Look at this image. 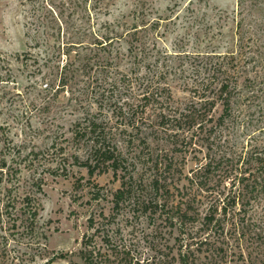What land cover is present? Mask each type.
Returning <instances> with one entry per match:
<instances>
[{
    "label": "rangeland",
    "instance_id": "rangeland-1",
    "mask_svg": "<svg viewBox=\"0 0 264 264\" xmlns=\"http://www.w3.org/2000/svg\"><path fill=\"white\" fill-rule=\"evenodd\" d=\"M139 8L149 20L162 18L147 33L144 62L137 66L129 56H117V50L128 53L124 38L106 48L76 47L73 67L87 59L94 67L107 65L98 69L105 79L115 78L118 69L142 75L162 70L175 100L183 101L191 66L174 51L214 47L238 63L237 126L231 139L237 149L255 140L264 144V0H0V164L7 159L12 171L9 176L7 165L0 169V264H89L81 254L89 251L105 264H125L123 259L157 264L163 255L178 257L187 249L194 250L195 264H248L243 260L248 250L239 258L238 250L217 255L205 244H194L190 235L197 226L179 241L161 207H134L129 200L113 207L120 180L111 172L90 177L79 164L85 148L75 142L73 131L85 111L111 121L116 116L91 90V69L70 74L58 44L94 42L108 24L137 21L141 15L133 17V12ZM164 138L161 133L160 143L172 147ZM30 151L38 152L33 164L27 162L34 158ZM191 167L193 162H187L185 171ZM36 178L40 191L32 186ZM26 191L39 206L30 232L25 207H20ZM200 211L203 216L205 207ZM254 212L248 208V215Z\"/></svg>",
    "mask_w": 264,
    "mask_h": 264
},
{
    "label": "trees",
    "instance_id": "trees-1",
    "mask_svg": "<svg viewBox=\"0 0 264 264\" xmlns=\"http://www.w3.org/2000/svg\"><path fill=\"white\" fill-rule=\"evenodd\" d=\"M140 9L133 12V17L141 15L137 21L108 24V30L97 35L94 42L58 44L67 55L65 67L70 74L91 69V90L104 99L100 105L111 107L116 116L111 121L85 111L83 121H78L73 131L75 142L85 148L86 156L79 164L90 177L111 172L115 180H120L112 193L113 207L126 200L134 207H161L164 221L177 230L179 241L185 231L197 226L195 236L190 235L194 244H205L217 255H226L229 250L235 254L238 250L239 258H244L243 251L248 250L243 260L264 264V212H254L253 208H264V144L255 140L237 149L231 139L237 126L233 112L239 82L235 56L214 47L175 50V55L191 66V81L185 83L188 97L183 101L175 100L162 70L151 69L142 75L140 71L123 73L118 69L115 78L105 79L98 69H108L107 65L94 67L87 59L73 67L72 50L76 47L96 44L106 48L124 38L130 44L128 53L117 50V56H129L137 66L144 62L147 33L158 27L162 18L149 20ZM77 57L84 58L78 52ZM94 72L101 77L93 76ZM161 133L165 135L164 142L172 147L165 148L160 143ZM30 153L34 158L27 162L33 164L38 152ZM189 161L193 167L185 171ZM0 165L3 169L7 159ZM182 179L186 182L180 183ZM40 182L36 178L32 183L39 191ZM13 200L9 202L13 204ZM20 207H25V229L30 232L38 217V201L26 191ZM200 207H205L203 216ZM248 208L254 213L248 215ZM241 213L243 216L237 218ZM187 250L179 251L178 257L163 255L157 264H195L190 257L194 250ZM81 254L86 263L105 264L102 260L96 262L93 252ZM123 261L132 264L134 259Z\"/></svg>",
    "mask_w": 264,
    "mask_h": 264
}]
</instances>
